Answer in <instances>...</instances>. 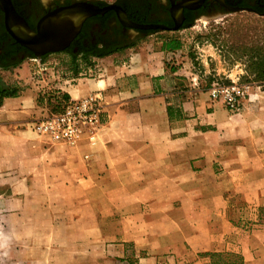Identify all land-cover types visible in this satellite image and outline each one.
<instances>
[{
    "label": "crops",
    "instance_id": "1",
    "mask_svg": "<svg viewBox=\"0 0 264 264\" xmlns=\"http://www.w3.org/2000/svg\"><path fill=\"white\" fill-rule=\"evenodd\" d=\"M178 47L155 33L75 66L55 86L104 102L75 144L29 127L34 83L2 101L0 264H264V86L230 112Z\"/></svg>",
    "mask_w": 264,
    "mask_h": 264
},
{
    "label": "rangeland",
    "instance_id": "2",
    "mask_svg": "<svg viewBox=\"0 0 264 264\" xmlns=\"http://www.w3.org/2000/svg\"><path fill=\"white\" fill-rule=\"evenodd\" d=\"M96 1L105 4L114 2V0ZM262 13L264 10L254 12L242 9L209 14L201 16L188 27L156 33L157 36L163 38L169 36L178 41L176 55H171L170 61L173 60L177 66L186 70L188 80L195 76L201 89L207 91L213 81H218L223 85H237L246 92L251 86H264V14ZM139 40H133L129 44L137 43ZM28 58L34 59L29 61L31 77L34 80L30 78L29 82L22 85L23 80L16 78L15 74L18 76L19 74L14 70L15 67H12L8 70L0 69L1 81L18 84L22 89L34 83V88L38 92L37 97L40 96L36 107L38 118L60 111L62 100L59 93L64 92L55 85L72 83L73 81L69 80L74 74L75 66H83L84 60L80 55L73 59L69 53L59 51L46 55L43 58L45 64L30 56L20 59L19 63L27 61ZM217 101L225 105L221 98ZM1 189L3 188L0 186V191ZM1 220L2 217L0 222ZM1 236L2 233L0 238Z\"/></svg>",
    "mask_w": 264,
    "mask_h": 264
},
{
    "label": "flooded vegetation",
    "instance_id": "3",
    "mask_svg": "<svg viewBox=\"0 0 264 264\" xmlns=\"http://www.w3.org/2000/svg\"><path fill=\"white\" fill-rule=\"evenodd\" d=\"M11 2L28 26L35 30L41 17L59 5L69 4L71 0L53 1L48 5H45L42 0H11ZM109 4H115L122 9L127 19L135 24L160 25L165 29L125 25L119 20L117 13L113 9H109L103 14L86 18L79 30L80 33L78 32L62 51L67 49L75 53L83 49L84 52L90 53L115 49L157 31H173L172 28L175 24L179 28L187 26L201 16L218 14L233 8L254 12L264 10V0H114ZM104 5L106 4L100 6ZM4 19L5 13L0 8V61L11 64L18 59L34 55L31 50L19 44L9 35L4 27ZM130 31H133L131 37ZM75 37L77 38L74 40ZM48 54L51 53L44 55Z\"/></svg>",
    "mask_w": 264,
    "mask_h": 264
},
{
    "label": "water",
    "instance_id": "4",
    "mask_svg": "<svg viewBox=\"0 0 264 264\" xmlns=\"http://www.w3.org/2000/svg\"><path fill=\"white\" fill-rule=\"evenodd\" d=\"M53 1L43 0L45 5ZM96 0H71L69 4L59 5L39 19L35 30H32L25 19L14 9L11 0H0V8L5 13L4 27L9 35L22 46L31 50L34 57L40 59L45 53L59 52L67 47L71 39L79 32L84 20L96 14H103L113 9L119 20L132 27L159 28L160 25H138L127 19L125 12L115 4L100 6ZM242 10L233 8L230 11ZM264 14V13H262ZM175 24L172 30H177ZM133 31H130V37Z\"/></svg>",
    "mask_w": 264,
    "mask_h": 264
},
{
    "label": "built area",
    "instance_id": "5",
    "mask_svg": "<svg viewBox=\"0 0 264 264\" xmlns=\"http://www.w3.org/2000/svg\"><path fill=\"white\" fill-rule=\"evenodd\" d=\"M210 100L222 99L230 112H238L246 92L237 85H223L213 81L207 90ZM104 102L100 92L79 99L69 98L60 111L29 122L37 135L56 142L77 143L83 136H92L101 124Z\"/></svg>",
    "mask_w": 264,
    "mask_h": 264
},
{
    "label": "trees",
    "instance_id": "6",
    "mask_svg": "<svg viewBox=\"0 0 264 264\" xmlns=\"http://www.w3.org/2000/svg\"><path fill=\"white\" fill-rule=\"evenodd\" d=\"M98 4L100 5H103L105 3H102V2H98ZM189 25L187 26H182L181 28H185V27H188ZM80 33V32H79ZM79 35V34H78ZM77 35V37H78ZM75 37L74 40L77 38ZM127 46V45H126ZM126 46H123V47H118V48H115V49H119V48H124ZM114 49H110V50H99V51H96V52H84L83 49H80L78 50L77 52L75 53H72L70 50H64L63 52H66V53H69L73 59L76 58V56L80 55L82 57V59L85 60L87 59V57L89 55L91 56H103V55H106L108 53H110L111 51H113ZM30 57H34V55H29ZM46 55H43L41 57V60L45 57ZM20 59L16 60L15 62L11 63V64H6V63H3L2 61H0V69L2 70H8L12 67H16L18 64H19V61ZM22 91V88L18 85V84H7V83H4L1 81V78H0V104L2 103V101L5 99V98H11V97H17L19 96V94L21 93ZM59 93V92H58ZM60 95V98L62 100V106L64 104V102H66L68 99H69V96L66 94V93H59ZM39 97L38 96L36 98V102L38 100L39 102ZM62 108V107H61ZM61 110V109H60Z\"/></svg>",
    "mask_w": 264,
    "mask_h": 264
}]
</instances>
